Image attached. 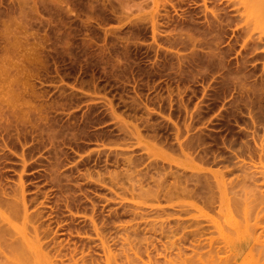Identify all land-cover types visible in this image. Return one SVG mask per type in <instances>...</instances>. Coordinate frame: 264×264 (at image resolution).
Segmentation results:
<instances>
[{
  "label": "rangeland",
  "instance_id": "obj_1",
  "mask_svg": "<svg viewBox=\"0 0 264 264\" xmlns=\"http://www.w3.org/2000/svg\"><path fill=\"white\" fill-rule=\"evenodd\" d=\"M262 1L0 0V194L23 186L46 248L25 257L257 263Z\"/></svg>",
  "mask_w": 264,
  "mask_h": 264
},
{
  "label": "bare ground",
  "instance_id": "obj_2",
  "mask_svg": "<svg viewBox=\"0 0 264 264\" xmlns=\"http://www.w3.org/2000/svg\"><path fill=\"white\" fill-rule=\"evenodd\" d=\"M262 1V0H261ZM253 2V3H252ZM251 3L252 4H255L254 3V1H252ZM263 2V1H262ZM264 4V3H263ZM262 14L263 13H261L260 12V16H262ZM259 19V18H258ZM257 22H258V20H257ZM262 22H264V18H262ZM261 21H260V23H262ZM259 23V22H258ZM264 25V24H263ZM263 25H262V27H263ZM259 26V25H258ZM260 40V42H259V45H260V48L262 49V47L264 46L263 44V41H262V37H260L259 38ZM263 40H264V38H263ZM262 41V42H261ZM263 49H264V47H263ZM262 49V50H263ZM234 156H232L231 158H233ZM248 171V170H247ZM246 171V172H247ZM249 172V171H248ZM247 172V173H248ZM249 176V175H248ZM250 177H252V176H250ZM20 188H23V186H20ZM20 188L19 189H17L18 191H16L14 194H13V196H11L12 194H10V195H3V194H0V205H4V204H6V205H8L9 206V226H6V225H3L2 223H0V234H7L8 233V231H9V244H4V245H2V246H0V252H2V253H5L6 254V250H9V264H33L31 261H30V259H28L27 257H25V255H24V247H26V245H28V247L31 249V250H33V251H35L36 253H38V254H40L41 256H45L46 255V250H44V249H46V248H44L43 247V245H42V243L41 242H39V241H37V240H35V239H33L32 237H30V231H29V229H26L25 228V226L24 227H21V226H19V224H18V221L20 220V219H23L24 221H26V220H28V219H30L29 217L31 216V212H30V210H29V206H28V204H27V200L25 199L26 198V195L24 196V192L25 191H22V190H24V189H22L21 191H20ZM253 191V190H252ZM256 191V190H255ZM252 193V192H251ZM9 196V197H8ZM251 201H253V200H251ZM255 202V201H254ZM253 202V203H254ZM1 207V206H0ZM249 207V206H248ZM259 213V212H258ZM247 215V214H246ZM248 216V215H247ZM249 216H250V212H249ZM257 216V215H256ZM255 217V216H254ZM254 217H252V218H254ZM248 218V217H247ZM251 218V217H250ZM236 219V218H235ZM237 220V219H236ZM256 220V219H255ZM234 221V220H233ZM244 222H246V221H244ZM237 223H238V220H237ZM240 224V223H239ZM243 224V223H242ZM241 224V225H242ZM245 224V223H244ZM247 224V223H246ZM248 224H250V225H248V226H251V223L249 222ZM255 224V223H254ZM244 226V225H243ZM257 226V225H256ZM236 227V226H235ZM252 227V226H251ZM237 228V227H236ZM256 228V227H255ZM38 230H39V226H37V225H35L34 226V231L36 232V235L39 233L38 232ZM235 230H239L238 228L237 229H235ZM234 230V233H236L237 231H235ZM246 230H248L249 232L251 231V230H249V229H246ZM253 232H256L255 231V229H254V231ZM224 233H225V231H224ZM227 233H229V232H227ZM233 233V234H234ZM251 233V232H250ZM264 233V232H263ZM230 234V233H229ZM237 234V233H236ZM127 235V234H126ZM132 235V234H131ZM252 235H253V233H252ZM255 235H256V233H255ZM259 237H260V234H257ZM256 235V236H257ZM262 235V234H261ZM33 236H35V235H33ZM233 236V235H232ZM254 236V235H253ZM256 237L255 238V236H254V239L255 240H257V242L258 241H260V242H255V241H253L252 242V244L255 242L257 245H255V246H258L259 244H260V248L258 247L257 249H264V243L263 242H261V241H264V239L262 238V240H259V239H261V238H259V237ZM124 237V236H123ZM261 237H263V236H261ZM123 239V238H122ZM240 241V240H239ZM123 242V241H122ZM224 242H225V239H224ZM238 243H240V242H238ZM254 243V244H255ZM123 244V243H122ZM127 245V244H126ZM139 245V244H138ZM240 245V244H239ZM238 245V247H240ZM225 246H227L226 245V243H225ZM241 246H242V244H241ZM254 245H252V246H249L250 247V250H252L251 248L253 247ZM254 246V247H255ZM27 247V248H28ZM46 247V246H45ZM235 247H237L236 245H235ZM124 249V248H123ZM132 249V248H131ZM227 249V248H226ZM241 249V248H240ZM239 249V250H240ZM256 249V248H255ZM256 249V250H257ZM109 250V249H108ZM115 250V249H114ZM139 250V249H138ZM229 250V249H228ZM233 250V249H232ZM239 250H237V251H239ZM109 251H111V250H109ZM119 251V250H118ZM235 251V250H234ZM48 252V251H47ZM120 252V251H119ZM127 252H128V250H127ZM126 252V253H127ZM139 252V251H138ZM228 252V251H227ZM255 252V251H254ZM254 252L252 251V255L253 256H251V257H253V260L255 261V262H257L258 263V261H259V263L258 264H261V262H262V259H259V258H257L258 257V255L260 254V253H263V257H264V250H257L256 251V253H258L259 252V254H254ZM111 253V252H110ZM140 253V252H139ZM210 253V252H209ZM237 253V252H236ZM235 253V254H236ZM248 253V252H247ZM124 254V253H123ZM132 254H134V253H132ZM216 254H218L217 252H216ZM216 254H214V255H216ZM118 255V254H117ZM128 255L130 256V254L128 253ZM210 255V254H209ZM222 255V254H221ZM228 255V254H227ZM226 255V256H227ZM230 255V254H229ZM232 255H234V254H231L230 256H232ZM250 255L251 254H249V258L246 256V260H247V258L248 259H250L251 257H250ZM256 256V258H255V256ZM261 255V254H260ZM213 256V255H212ZM217 257L219 256V254L218 255H216ZM215 256V257H216ZM236 256V255H235ZM234 256V258H236ZM128 257V256H127ZM130 257H132V256H130ZM135 257V256H134ZM210 257H211V255H210ZM209 257V258H210ZM214 257V256H213ZM260 257V256H259ZM129 258V257H128ZM183 258V257H182ZM207 258V259H206ZM219 258V257H218ZM224 258V257H223ZM222 258V259H223ZM238 259H239V257H237ZM113 259L114 258H112V261H113ZM186 259V258H185ZM200 259H202V258H200ZM208 260V261H210L211 262V259H213L212 260V262L214 261L215 263L214 264H216L219 260H222L221 259V257H220V259L218 260L217 258H215L216 260H218L217 262L215 261V259L214 258H210V260L208 259V256L207 257H203V260ZM230 259H232L231 257H230ZM244 259V261H246ZM202 260V262L203 263H206L205 261H203ZM237 260V259H236ZM242 260V259H241ZM258 260V261H257ZM112 261H110V259L108 260V262H107V264H111V262ZM154 261V260H153ZM193 260L191 259V262H192ZM199 261V260H198ZM223 262H227L228 263V258H227V260L225 259V260H222ZM250 261H251V259H250ZM119 262H121V261H119ZM128 262V261H127ZM141 262V261H140ZM201 262V261H200ZM210 262H208L209 264H210ZM211 262V264H213ZM223 262H221V261H219L218 262V264L220 263V264H226V263H223ZM237 262H239V261H237ZM263 262H264V260H263ZM118 263V262H117ZM123 263V262H122ZM208 263H206V264H208ZM246 263H248V261L246 262ZM245 263V264H246ZM252 263V262H251ZM256 263V264H257ZM130 264H132V263H130ZM145 264V263H144ZM154 264V263H153ZM193 264H196V263H193ZM199 264V263H198ZM229 264V263H228ZM236 264H238V263H236ZM240 264H243V263H241L240 262ZM252 264H254V263H252ZM264 264V263H263Z\"/></svg>",
  "mask_w": 264,
  "mask_h": 264
}]
</instances>
